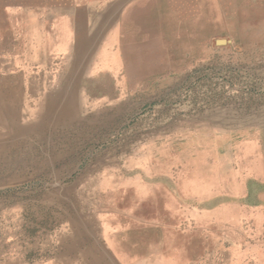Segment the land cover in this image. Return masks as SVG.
<instances>
[{
	"label": "rangeland",
	"instance_id": "rangeland-1",
	"mask_svg": "<svg viewBox=\"0 0 264 264\" xmlns=\"http://www.w3.org/2000/svg\"><path fill=\"white\" fill-rule=\"evenodd\" d=\"M151 2L0 0V264H264V0ZM215 181L223 237H183Z\"/></svg>",
	"mask_w": 264,
	"mask_h": 264
},
{
	"label": "crops",
	"instance_id": "crops-1",
	"mask_svg": "<svg viewBox=\"0 0 264 264\" xmlns=\"http://www.w3.org/2000/svg\"><path fill=\"white\" fill-rule=\"evenodd\" d=\"M174 1H176V0H174ZM151 4L153 5V8L157 7L159 5V0H152ZM158 12H159V10H158ZM149 67L150 66H146L143 70L149 69ZM137 73H139V72H137ZM97 93H100V92H97ZM255 181H257V180H255ZM255 181L254 182H251V181L248 182L247 187H249V188H248V191L246 194H247L248 198L256 196V199L259 200V201H252L253 203L251 204L252 205L251 207H253L252 208L253 210H251L254 213L253 215L259 216V215L264 214V182L261 183V182L257 181L255 183ZM215 182H216V185H214L210 189H208L206 186L202 187V185L199 187H196L197 188L196 191L200 192L199 197H193L192 198L191 195H189V194L184 195L183 201H185V202L182 204H184V206H186V204H187V208H186L187 210H186L185 216H183V218L181 220H177V221H183V223L186 225L187 224L188 225H194L195 224L196 225L195 230L199 233L205 232L204 230L201 229L200 224L203 223L202 221H206L209 224V226H211V228L215 231V232L208 231L207 233L210 232V235L212 233H215L216 238L218 237V235L220 236L219 238H222L223 237V231L222 230H223L224 222H225V219H224V216H225L224 192L223 191L221 192V190H222L221 182H219V181H215ZM239 184H240V181L237 178V188H238V191L240 193ZM251 185H253V186L256 185V187L253 189V188H251ZM160 187H163L162 184H160V183L153 184V186H152L154 192H155V190H158V192H159ZM154 192H153V194H154ZM170 198H171V200H173L172 196ZM192 199H194V201H196V202L192 203ZM262 201H263V203H262ZM178 202L181 203L180 200H178L176 203H178ZM237 202H239L237 204L238 207L240 206V204H243V203H241L240 199H238V198H237ZM193 204H194V207L192 206ZM192 207L197 208V210L193 212ZM159 221L160 220H158V222ZM239 221L240 220L238 217L235 220L232 219L231 222L233 224H235L236 222L239 223ZM188 225L185 226V228L181 230L183 237L187 236L188 233L191 235L192 231H189ZM112 242H114V239H111V238H109L107 241V243H109L111 245H112ZM118 248L123 249L122 246H119Z\"/></svg>",
	"mask_w": 264,
	"mask_h": 264
},
{
	"label": "bare ground",
	"instance_id": "bare-ground-1",
	"mask_svg": "<svg viewBox=\"0 0 264 264\" xmlns=\"http://www.w3.org/2000/svg\"><path fill=\"white\" fill-rule=\"evenodd\" d=\"M122 44V43H121ZM105 48V47H104ZM112 52H114V51H112ZM109 53H111V52H109ZM8 57V56H7ZM12 58V57H11ZM107 59V58H106ZM104 60V59H103ZM105 62H107V61H105ZM60 65V64H59ZM67 66H69V65H67ZM144 66V65H143ZM5 67V66H4ZM6 68V67H5ZM8 68V67H7ZM144 68V67H143ZM143 68H142V65L140 66H135V67H133V69H135L137 72H141L142 70H143ZM26 70H28V69H26ZM63 70V69H62ZM37 73V72H36ZM113 76H114V74H113ZM8 77V76H7ZM54 77V76H53ZM56 77V76H55ZM70 78V77H69ZM8 79V78H7ZM6 79V80H7ZM56 79V78H55ZM54 79V80H55ZM63 80V79H62ZM83 80V79H82ZM65 81V80H64ZM9 82V81H8ZM8 82H7V84H8ZM11 82V81H10ZM34 83H37V82H34ZM62 83V82H61ZM65 84V83H64ZM9 85H11V84H9ZM59 86H61V85H59ZM66 86H68V85H66ZM10 87H13V85L12 86H10ZM64 87V86H63ZM25 88V87H24ZM65 88V87H64ZM52 89V88H51ZM66 89V88H65ZM67 89H69V88H67ZM4 90H5V88H4ZM9 90V89H8ZM54 90V89H53ZM52 90V91H53ZM10 91V90H9ZM54 92V91H53ZM63 92V91H62ZM61 92V93H62ZM65 92V91H64ZM14 93V92H13ZM55 93V92H54ZM9 94V93H8ZM69 95V94H68ZM57 96V95H56ZM56 96H53V95H49V93L48 94H45L44 96H42L41 95V97L40 96H38V98H35L34 99V101L32 100V103H33V105H31V106H28L27 104H24L23 105V107H22V109H20V111H21V114H15L14 115V117H13V119H12V121H11V123L10 124H12L13 123V125H11V128H9V130H8V132H11V131H13V129L12 128H16V127H26L27 126V124L24 122V121H21L22 119H21V117H24V118H27V119H29L30 121H33L34 119L36 120V119H40V116H42V118H43V116H44V114H50V113H53L52 115H54V112L56 111V109L58 108V106H57V104H58V102H57V100H55L56 99ZM67 96V95H66ZM59 98H61V97H59ZM66 98V97H65ZM67 100V99H66ZM60 101H63L62 99L60 100ZM20 106V105H19ZM56 106H57V108H56ZM60 106V105H59ZM20 108V107H19ZM62 108V107H61ZM58 110V109H57ZM82 110V109H81ZM13 111V110H12ZM58 111H60V110H58ZM28 113H29V115H30V117L28 116ZM57 113V112H56ZM59 113V112H58ZM57 113V114H58ZM66 113V112H65ZM60 114V113H59ZM48 115H47V119H48ZM52 115H49L50 116V118H52ZM74 115V114H73ZM69 116V115H68ZM57 117H58V115H57ZM67 117V116H66ZM49 118V119H50ZM68 118V117H67ZM46 119V120H47ZM55 119H56V117H55ZM7 121V120H6ZM19 121V122H18ZM52 121V120H51ZM18 122V123H17ZM42 122H44L43 120H42ZM55 121H53L52 123H54ZM56 122H57V120H56ZM55 122V123H56ZM29 123V122H28ZM31 123V122H30ZM36 123H37V121H36ZM45 123V122H44ZM48 123V122H47ZM51 123V122H50ZM51 123V124H52ZM58 123V122H57ZM56 123V124H57ZM39 123H37V125H38ZM32 125V124H31ZM33 125H34V123H33ZM41 125V124H40ZM43 125V124H42ZM42 125L40 126V129L41 128H43L42 127ZM45 125V124H44ZM50 125V124H49ZM51 126V125H50ZM56 126V125H55ZM39 127V126H38ZM38 127H36L35 128V126L33 127L32 126V129L33 128H35V129H37ZM23 129V128H22ZM44 129V128H43ZM28 130V129H27ZM25 131V130H24ZM23 131V132H24ZM28 132V131H27ZM27 132H25L27 135H29ZM32 132V131H31ZM24 133V134H25ZM30 133V132H29ZM31 134V133H30ZM14 135V134H13ZM20 137H21V135H20ZM13 138V137H12ZM17 138H19V137H17ZM14 139V138H13ZM16 140V139H15ZM5 141H7V140H5ZM11 141V140H10ZM12 142V141H11ZM4 143V142H3ZM7 143V142H6ZM5 143V144H6ZM1 144V143H0ZM8 144V143H7ZM11 144V143H10ZM4 144H2V146H3ZM5 146V145H4ZM1 149V148H0ZM3 150V149H2ZM133 256V255H132ZM131 256V257H132Z\"/></svg>",
	"mask_w": 264,
	"mask_h": 264
},
{
	"label": "water",
	"instance_id": "water-1",
	"mask_svg": "<svg viewBox=\"0 0 264 264\" xmlns=\"http://www.w3.org/2000/svg\"><path fill=\"white\" fill-rule=\"evenodd\" d=\"M216 44H217V45H224V44H225V40H224V41H222V43H221V44H218V42H216Z\"/></svg>",
	"mask_w": 264,
	"mask_h": 264
}]
</instances>
